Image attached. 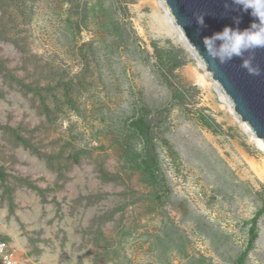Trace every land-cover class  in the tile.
<instances>
[{
  "label": "rangeland",
  "instance_id": "obj_1",
  "mask_svg": "<svg viewBox=\"0 0 264 264\" xmlns=\"http://www.w3.org/2000/svg\"><path fill=\"white\" fill-rule=\"evenodd\" d=\"M172 17L166 0H0V241L16 264H264V139Z\"/></svg>",
  "mask_w": 264,
  "mask_h": 264
},
{
  "label": "water",
  "instance_id": "obj_2",
  "mask_svg": "<svg viewBox=\"0 0 264 264\" xmlns=\"http://www.w3.org/2000/svg\"><path fill=\"white\" fill-rule=\"evenodd\" d=\"M179 26L202 57L207 69L212 72L225 92L235 104L236 111L246 121L258 137L264 139V49L246 53L260 67V75H250L241 67V58H234L227 64L209 61L202 38L222 31L225 26L244 30L254 17L232 5L231 0H166ZM227 5V7H226ZM205 15V27L200 29L196 16ZM219 44V42H217ZM254 57V59H253Z\"/></svg>",
  "mask_w": 264,
  "mask_h": 264
},
{
  "label": "clouds",
  "instance_id": "obj_3",
  "mask_svg": "<svg viewBox=\"0 0 264 264\" xmlns=\"http://www.w3.org/2000/svg\"><path fill=\"white\" fill-rule=\"evenodd\" d=\"M231 3L237 9L250 12L255 19L244 30L225 26L222 31L203 37L204 50L209 61L227 64L234 58H241L242 68L250 75H260V67L254 65L252 59H246L245 54L264 49V0H231ZM204 16H196V24L200 29L205 27Z\"/></svg>",
  "mask_w": 264,
  "mask_h": 264
},
{
  "label": "trees",
  "instance_id": "obj_4",
  "mask_svg": "<svg viewBox=\"0 0 264 264\" xmlns=\"http://www.w3.org/2000/svg\"><path fill=\"white\" fill-rule=\"evenodd\" d=\"M173 61V60H172ZM174 66L179 65V61L172 62ZM132 132L143 141V155H141L142 164L147 168L151 176L156 174L157 170V152H156V140L152 126V119L148 113H139L133 117L130 122ZM256 232L255 227L251 229L250 243L255 239ZM243 257H241L236 264L242 263Z\"/></svg>",
  "mask_w": 264,
  "mask_h": 264
},
{
  "label": "built area",
  "instance_id": "obj_5",
  "mask_svg": "<svg viewBox=\"0 0 264 264\" xmlns=\"http://www.w3.org/2000/svg\"><path fill=\"white\" fill-rule=\"evenodd\" d=\"M0 264H16L14 253L4 240L0 241Z\"/></svg>",
  "mask_w": 264,
  "mask_h": 264
},
{
  "label": "bare ground",
  "instance_id": "obj_6",
  "mask_svg": "<svg viewBox=\"0 0 264 264\" xmlns=\"http://www.w3.org/2000/svg\"><path fill=\"white\" fill-rule=\"evenodd\" d=\"M169 11H171V9L169 8ZM172 12V11H171ZM174 18V16L172 17ZM177 23V21H176ZM177 26L179 27V29L184 33L183 29L179 26V24L177 23ZM185 35V33H184ZM185 38L188 39V37L185 35ZM207 66V65H206ZM197 82L200 84V85H203L204 84V80L200 77V76H197ZM225 91V90H224ZM228 95V94H227ZM229 96V95H228ZM230 97V96H229ZM263 177H264V170H263V173H262Z\"/></svg>",
  "mask_w": 264,
  "mask_h": 264
}]
</instances>
